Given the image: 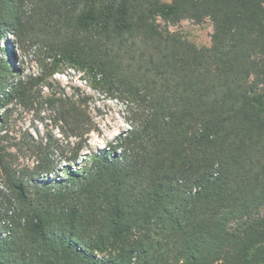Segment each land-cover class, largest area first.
<instances>
[{
	"label": "trees",
	"instance_id": "1",
	"mask_svg": "<svg viewBox=\"0 0 264 264\" xmlns=\"http://www.w3.org/2000/svg\"><path fill=\"white\" fill-rule=\"evenodd\" d=\"M157 17L209 19L210 46ZM8 34L0 264H264V0H0ZM64 67L127 102L96 152L86 99L49 81ZM14 106L50 110L63 139L14 140Z\"/></svg>",
	"mask_w": 264,
	"mask_h": 264
},
{
	"label": "rangeland",
	"instance_id": "2",
	"mask_svg": "<svg viewBox=\"0 0 264 264\" xmlns=\"http://www.w3.org/2000/svg\"><path fill=\"white\" fill-rule=\"evenodd\" d=\"M170 3L171 0H162ZM159 27L169 33L179 35L199 47H209L211 44L212 23L205 18L201 22H196L189 18H183L177 21L157 17ZM11 35L0 37V61L8 59L7 50L14 52L15 47L11 42ZM6 52V53H5ZM40 57V56H39ZM31 57L27 53L23 60L25 72L37 74L40 71V61L42 57ZM52 88L57 90L62 88L67 94H74L86 99L88 110L93 120L94 130L87 135L86 152H96L128 129V107L123 99L110 96L99 87H93V81L90 76L83 74L73 68L64 67V69L52 75L49 78ZM262 88V86H261ZM50 89L45 88L48 93ZM30 133L36 140L63 139L60 123L54 121L53 113L45 108L39 110H24L20 106H14L10 116L9 136L17 140L21 135ZM69 140L74 141L73 137ZM21 164H32L33 160L28 157L19 158ZM64 164V162H62ZM264 212V207L257 210V214Z\"/></svg>",
	"mask_w": 264,
	"mask_h": 264
}]
</instances>
